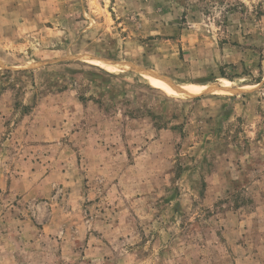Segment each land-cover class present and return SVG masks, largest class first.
Masks as SVG:
<instances>
[{"label":"rangeland","instance_id":"rangeland-1","mask_svg":"<svg viewBox=\"0 0 264 264\" xmlns=\"http://www.w3.org/2000/svg\"><path fill=\"white\" fill-rule=\"evenodd\" d=\"M0 264H264V0H0Z\"/></svg>","mask_w":264,"mask_h":264},{"label":"bare ground","instance_id":"bare-ground-1","mask_svg":"<svg viewBox=\"0 0 264 264\" xmlns=\"http://www.w3.org/2000/svg\"><path fill=\"white\" fill-rule=\"evenodd\" d=\"M171 87L173 88V89H178V88H180V87H182L181 85H171Z\"/></svg>","mask_w":264,"mask_h":264}]
</instances>
